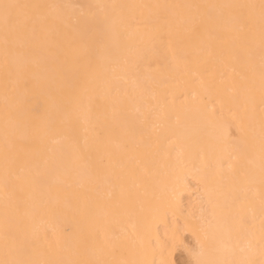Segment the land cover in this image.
<instances>
[{
  "label": "bare ground",
  "instance_id": "bare-ground-1",
  "mask_svg": "<svg viewBox=\"0 0 264 264\" xmlns=\"http://www.w3.org/2000/svg\"><path fill=\"white\" fill-rule=\"evenodd\" d=\"M18 2L114 5L106 11L120 36L109 57H93L89 64L50 25L47 36L23 43L35 48L32 54L9 56L7 69L0 38V259L6 243L11 248L21 239L36 242L18 257L32 264L136 258L132 238L143 210L153 191L167 185L177 187L184 215H199L201 200L205 214L214 217V249L206 246L204 258L229 257L231 250V258L259 261L264 240L260 0ZM191 4L257 5L254 32H238L230 9L219 10L210 35L208 29L188 31L198 16L195 9H172L164 24L154 15L159 10L150 7ZM234 45L253 53L234 58ZM25 64L33 85L15 89L10 81ZM33 113L40 119H32ZM6 114L14 167L23 169L11 181L16 191L7 202ZM238 123L247 130L242 139ZM184 176L193 178L186 188L182 179L177 183ZM238 215L247 218L242 228ZM153 223L163 238L161 217ZM116 228L126 230L121 239L96 241L97 230Z\"/></svg>",
  "mask_w": 264,
  "mask_h": 264
},
{
  "label": "snow or ice",
  "instance_id": "snow-or-ice-1",
  "mask_svg": "<svg viewBox=\"0 0 264 264\" xmlns=\"http://www.w3.org/2000/svg\"><path fill=\"white\" fill-rule=\"evenodd\" d=\"M114 5L88 4H28L18 0H0V38H2L5 66L7 69L9 56L30 55L34 47H23L27 41H39L40 35L48 34L49 26H54L58 34H62L70 45L78 47L82 54L88 58L89 64L93 57L104 59L112 53L114 43L119 39L120 33L115 29L114 22L108 11ZM149 7V6H136ZM158 9L154 15L162 23L167 24L172 16V9H195L198 16L193 18L188 25V31L198 33L201 29H208L213 34L212 26L220 19L221 9H230V16L235 21L236 30L240 33L252 34L255 28V15L253 10L257 5H217V4H191V5H154ZM260 21V51H261V111L264 112V0L259 4ZM22 44V50L17 51L16 45ZM234 58L251 56L253 49L247 51L234 45L232 48ZM46 67L48 65L46 64ZM15 89L28 90L33 81L30 67L24 65L17 71L16 76L10 81ZM31 111V110H29ZM11 118L6 114L5 124V153H4V191L7 197L16 191V186L11 181L19 179L23 174L22 168H15L16 155L12 152L13 141L7 132V123ZM32 119L40 117L35 113ZM247 133L242 123L237 124L236 135L242 139ZM96 135H99L97 132ZM261 151L264 153V132H262ZM264 171V167H262ZM182 179L184 187L190 185L192 177H177V183ZM176 186L161 185L153 191L151 199L143 210L140 220V230L132 238V251L136 258L120 261H100L82 259L69 262V264H264V240L261 243L259 261L252 258L218 257L206 259L204 251L206 246L214 249L215 240L210 229L214 217L205 214L204 204L197 200L200 213L190 212L184 215L178 199ZM180 210L177 214V210ZM171 214V219H169ZM159 215L164 224V237L159 233V224H154L155 216ZM7 219V217H6ZM236 222L242 228L247 222L244 215H238ZM7 232V228L5 229ZM125 229L116 228L112 231L97 230L95 239L104 244L108 240H119L125 234ZM187 234V238H186ZM35 241L19 240L11 248L6 243L5 258L0 259V264H32L31 261L18 258L31 252ZM244 248L240 249L243 253ZM159 253L160 259L150 257ZM179 253L183 259H171L170 256Z\"/></svg>",
  "mask_w": 264,
  "mask_h": 264
},
{
  "label": "rangeland",
  "instance_id": "rangeland-1",
  "mask_svg": "<svg viewBox=\"0 0 264 264\" xmlns=\"http://www.w3.org/2000/svg\"><path fill=\"white\" fill-rule=\"evenodd\" d=\"M176 258L183 259V257H180V256H179V253H176L175 259H176Z\"/></svg>",
  "mask_w": 264,
  "mask_h": 264
}]
</instances>
